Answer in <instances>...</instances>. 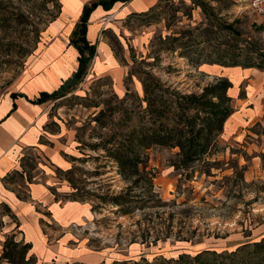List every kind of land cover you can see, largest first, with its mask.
I'll return each instance as SVG.
<instances>
[{
  "label": "rangeland",
  "instance_id": "374dc122",
  "mask_svg": "<svg viewBox=\"0 0 264 264\" xmlns=\"http://www.w3.org/2000/svg\"><path fill=\"white\" fill-rule=\"evenodd\" d=\"M62 2L66 9V0H0V102L13 92H29L40 80L31 78L43 68L52 81L54 71L63 73L50 70L46 55L33 60L46 46V31L60 14ZM251 2L162 0L148 13L123 21L113 18L105 24L104 18L98 36L109 38L125 68L126 92L116 93L112 79L90 74L89 66L85 77L65 85L61 97L44 102L50 120L46 131L74 138L73 172L57 174L72 180L71 198L90 201L102 214L71 224L65 245L73 257L56 256L54 263L46 264H112L141 255L170 258L204 249L232 250L264 236V118L216 137L210 154L185 171L173 166L179 148L148 149V170L156 176L154 192L160 206L149 203L121 216L117 207L102 202L130 185L106 156L104 142L147 120L144 83L151 97L161 94L165 100L201 94L224 75V69L204 68L198 66L200 61L190 60L227 59L233 51L240 64L264 71V18L252 10ZM80 5L71 0L70 12L77 13ZM207 35L211 40L206 44ZM225 72L229 78L236 76ZM248 109L244 105L236 116L251 112ZM0 212V264H11L3 258L5 242L24 241L10 228L12 221L17 222L14 216ZM19 252L18 247L17 261Z\"/></svg>",
  "mask_w": 264,
  "mask_h": 264
},
{
  "label": "crops",
  "instance_id": "0c3cea01",
  "mask_svg": "<svg viewBox=\"0 0 264 264\" xmlns=\"http://www.w3.org/2000/svg\"><path fill=\"white\" fill-rule=\"evenodd\" d=\"M73 1L81 4L77 13L70 12L71 0H66V9L62 2L60 14L46 31V46L33 57L35 61L46 55L51 59L48 62L50 70L57 68L63 73L54 71L52 81L44 76L46 69L43 68L31 78L40 80L29 92H13L0 102V210H5L4 214H12L17 220L16 223L12 221L10 228L17 230L14 233L19 240L32 245L31 253L37 264L52 262L56 256L73 257L65 245L70 239L68 230L71 224H80L92 214H102L90 201L69 197L73 192L70 183L57 172L65 173L72 168L71 158L73 160L76 156L70 146L74 138L71 134L64 137L61 133L47 132L50 120L46 104L31 102L42 92L58 90L79 68L80 53L72 43L73 33L80 23L84 7L95 0ZM161 1L117 2L109 11L100 5L89 16L86 37L96 47L89 72L99 77L109 76L114 90L120 95L126 92L124 79L127 73L109 38L98 36L103 20L111 15H115V20L123 21L133 14H145ZM112 19L111 16L109 23ZM202 66L217 68L219 65ZM220 68L224 69L222 77L230 79L233 84L228 94L235 106L234 113L224 125L225 137L246 123L250 122V126L253 121L264 118V71L258 68ZM225 71L235 72L236 76L229 78ZM49 79L50 82L47 81ZM13 94L17 97H12ZM244 105L251 112L236 116ZM7 218L10 219L9 216Z\"/></svg>",
  "mask_w": 264,
  "mask_h": 264
},
{
  "label": "trees",
  "instance_id": "16d2710c",
  "mask_svg": "<svg viewBox=\"0 0 264 264\" xmlns=\"http://www.w3.org/2000/svg\"><path fill=\"white\" fill-rule=\"evenodd\" d=\"M128 1L95 0L84 7L80 23L72 38V43L80 53L77 72L72 78L64 82L58 90L52 93L42 92L37 99L31 101L32 103L43 104L50 98L61 97L65 91V85L76 83L86 76L96 53V47L91 45L86 37L90 14L100 5L109 11L115 3ZM204 37L203 42L207 44L211 39L209 35ZM173 40L177 41L179 38L174 37ZM194 60L200 61L198 66L218 64L223 67L261 69L254 64H240L235 58L234 51L227 59L221 57L214 60L208 57L202 59L198 57L192 58L190 61ZM217 79L218 81L214 84L205 87L201 94H179L175 100H165L161 94H155L154 97H151L149 86L144 83L145 95L142 102L147 103L144 112L147 120L143 125L129 128L128 132L122 133L118 138L111 136L104 142L106 156L115 162L118 174L130 185L117 196L109 199L102 198L103 203L110 202L114 207H117L118 211L123 213L120 214L121 216L132 215L129 214L130 209H142L147 207L149 203L154 205L152 207L160 206L159 204L162 202L158 199V194L154 192L153 182L156 176L148 170L146 157V151L153 146L179 148L178 159L173 164L176 170H188L194 163L210 154L215 138L224 133V125L235 111L234 101L228 94L233 86L232 82L226 77H218ZM128 96L129 93L126 94V97ZM12 97L16 98L17 94H13ZM140 120H143V117ZM95 121L99 122L100 119L95 118ZM100 124L105 127V123L100 122ZM27 163L30 165L31 162ZM72 172L73 169H70L65 173L68 175ZM66 180L70 184L73 183L67 176ZM69 197L71 198V195ZM18 247L20 248L19 261H17L16 253ZM31 249L30 243L24 242L21 245L14 239L7 240L3 258L11 264H37V259L31 253ZM29 253H31L30 258L27 257ZM112 264H264V236L259 240L240 244L232 250L204 249L195 254L181 252L177 257L168 258L164 255H158L153 259L141 255L138 260L115 261Z\"/></svg>",
  "mask_w": 264,
  "mask_h": 264
},
{
  "label": "built area",
  "instance_id": "2783aa9c",
  "mask_svg": "<svg viewBox=\"0 0 264 264\" xmlns=\"http://www.w3.org/2000/svg\"><path fill=\"white\" fill-rule=\"evenodd\" d=\"M251 8L255 13L264 18V0H252ZM111 16L107 18L106 22H109Z\"/></svg>",
  "mask_w": 264,
  "mask_h": 264
},
{
  "label": "bare ground",
  "instance_id": "6f19581e",
  "mask_svg": "<svg viewBox=\"0 0 264 264\" xmlns=\"http://www.w3.org/2000/svg\"><path fill=\"white\" fill-rule=\"evenodd\" d=\"M115 15H112V17L114 18Z\"/></svg>",
  "mask_w": 264,
  "mask_h": 264
}]
</instances>
